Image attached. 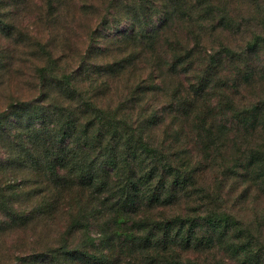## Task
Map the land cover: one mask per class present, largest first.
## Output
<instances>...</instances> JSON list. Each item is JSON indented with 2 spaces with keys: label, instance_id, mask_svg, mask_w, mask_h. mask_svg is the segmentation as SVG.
<instances>
[{
  "label": "rangeland",
  "instance_id": "1",
  "mask_svg": "<svg viewBox=\"0 0 264 264\" xmlns=\"http://www.w3.org/2000/svg\"><path fill=\"white\" fill-rule=\"evenodd\" d=\"M191 94L193 121L178 108ZM86 102L156 108V142L203 168L187 187L208 189L193 213L226 221H200L197 232L214 233L209 250L159 254L173 264H264V108L253 138L250 119L237 125L233 112L264 105V0H0V264H83L62 251L79 247L83 231L67 237L65 214L47 207V135L48 117L58 131L63 112L81 115ZM201 119L214 138L198 133ZM120 239L117 264H137Z\"/></svg>",
  "mask_w": 264,
  "mask_h": 264
},
{
  "label": "trees",
  "instance_id": "2",
  "mask_svg": "<svg viewBox=\"0 0 264 264\" xmlns=\"http://www.w3.org/2000/svg\"><path fill=\"white\" fill-rule=\"evenodd\" d=\"M252 45L253 42L249 43L240 54H246ZM225 50V56L233 61V51ZM137 88L140 93H147L148 88L140 85ZM192 95L193 100L189 99ZM189 96L185 105L177 106L183 111V118L186 116L193 121L192 113L199 97ZM262 107L264 105L252 104L233 108L237 125L250 119L251 138L261 131L257 130L255 122ZM83 108V118L65 110L58 131L52 128L54 118L48 117L47 166L52 193L47 207L50 214H65L67 237L74 229L83 231L79 247L63 248L64 260L75 257L83 264H94L96 260L99 264H117L112 249L120 238L130 243L125 247L137 264H146L149 258H152L151 263L160 258L165 264H173L167 261L166 254H159L157 250L169 253L167 249L173 250L174 245L191 246L189 248L201 252L209 250L214 233L203 236L197 232L201 228L200 221L203 219L211 225L215 218L224 222L226 219L216 213L204 217L193 213L205 206L202 201L208 189L199 186L187 190V187L203 168H188L180 162L182 154L170 152L156 142L151 130L160 123L157 109L144 113L148 106L135 110L132 105L122 111L119 106L103 107L90 102ZM54 114L51 112V116ZM204 122L200 120L198 133L206 131L210 140L215 136L213 124L208 122L206 126ZM250 150L252 154H260V151ZM185 152L192 156L190 150ZM195 182L191 185L195 186ZM214 226L219 224L213 223V229ZM221 235L226 237L224 233ZM231 236L238 238V234L228 237L232 239ZM121 239L119 242L123 243ZM150 250L154 253H149ZM172 257L179 259L180 252L170 255ZM185 264L198 263L188 259Z\"/></svg>",
  "mask_w": 264,
  "mask_h": 264
}]
</instances>
